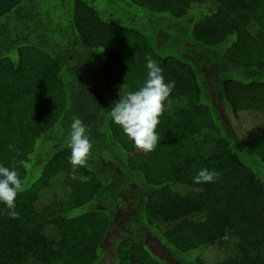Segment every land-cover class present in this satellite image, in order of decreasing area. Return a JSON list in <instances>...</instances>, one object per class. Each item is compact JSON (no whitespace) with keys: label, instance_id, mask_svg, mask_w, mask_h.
<instances>
[{"label":"trees","instance_id":"obj_1","mask_svg":"<svg viewBox=\"0 0 264 264\" xmlns=\"http://www.w3.org/2000/svg\"><path fill=\"white\" fill-rule=\"evenodd\" d=\"M263 28L264 0H0V165L23 182L18 218L0 202V264H264V131L238 124L264 115ZM148 56L175 81L156 129L167 176L110 116ZM74 118L89 182L71 178ZM203 168L219 176L195 183Z\"/></svg>","mask_w":264,"mask_h":264},{"label":"clouds","instance_id":"obj_2","mask_svg":"<svg viewBox=\"0 0 264 264\" xmlns=\"http://www.w3.org/2000/svg\"><path fill=\"white\" fill-rule=\"evenodd\" d=\"M147 79L138 90L129 91L115 102L110 111L112 121L119 125L124 134L133 141L134 146L145 153L154 151L160 142L156 131L160 124L166 102L175 87V81L165 82L163 69L151 58L147 57ZM68 147L71 149V178L81 182H89L90 177L77 176V169L86 167L92 154L93 143L89 138L88 129L80 118L71 123ZM20 163H24L20 161ZM27 166V165H25ZM219 176L215 170L201 169L193 177L195 183L214 182ZM23 191V182L15 166L12 168L0 165V202L8 208V215L18 218L16 197Z\"/></svg>","mask_w":264,"mask_h":264},{"label":"rangeland","instance_id":"obj_3","mask_svg":"<svg viewBox=\"0 0 264 264\" xmlns=\"http://www.w3.org/2000/svg\"><path fill=\"white\" fill-rule=\"evenodd\" d=\"M261 37L264 40V28L261 30ZM239 127L241 128V130L248 136L252 137L255 136L257 134H259L260 132L264 131V115L254 112V111H241L239 113ZM127 142V144L133 148L134 150V156L136 161H142V160H147V159H152V157L157 158L162 164L161 166L163 167L162 171L160 172L162 176L164 175H169L171 173L168 172L166 170V167L168 164L164 163V160L162 161L161 158V152L159 151H151V152H143L141 150H138L135 146L133 141H131L126 134H124L123 136ZM182 188H185V186H182ZM187 188V186H186ZM120 216V222L126 220V216H127V210H122L119 213ZM230 239V238H229ZM227 239L226 240V244L223 247H217L215 249H213V253L215 254L216 257L225 254V252H227L231 247H230V240ZM150 243L151 246L153 247V249L157 252H160L162 255H168L167 252L165 251V249L157 242V240L152 237L150 238ZM214 256V259H216ZM212 261V260H211Z\"/></svg>","mask_w":264,"mask_h":264}]
</instances>
